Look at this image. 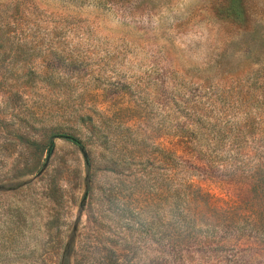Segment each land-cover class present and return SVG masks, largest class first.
Instances as JSON below:
<instances>
[{
    "label": "rangeland",
    "instance_id": "374dc122",
    "mask_svg": "<svg viewBox=\"0 0 264 264\" xmlns=\"http://www.w3.org/2000/svg\"><path fill=\"white\" fill-rule=\"evenodd\" d=\"M258 161L264 0H0V264H264Z\"/></svg>",
    "mask_w": 264,
    "mask_h": 264
},
{
    "label": "trees",
    "instance_id": "16d2710c",
    "mask_svg": "<svg viewBox=\"0 0 264 264\" xmlns=\"http://www.w3.org/2000/svg\"><path fill=\"white\" fill-rule=\"evenodd\" d=\"M227 3H228V7H233V2L235 0H226ZM169 154V159H170V162L174 161V158H172V152H168ZM252 160V158H250V161ZM249 161V162H250ZM233 175H242L245 170H248L247 173L249 174L246 178H244V180H241L242 182L244 183H249L252 188H255V186L259 185L260 183H262L264 181V179H260V180H257L255 178V175H258V176H261L263 173H264V161L260 162L258 161L257 163H255L253 166H250L248 165V162L246 164H239L237 165V163L234 164L233 166ZM264 183V182H263ZM255 226V225H254Z\"/></svg>",
    "mask_w": 264,
    "mask_h": 264
}]
</instances>
